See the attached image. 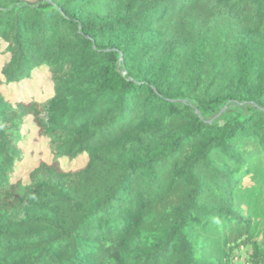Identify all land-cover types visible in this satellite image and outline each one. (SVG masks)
<instances>
[{
  "label": "trees",
  "instance_id": "1",
  "mask_svg": "<svg viewBox=\"0 0 264 264\" xmlns=\"http://www.w3.org/2000/svg\"><path fill=\"white\" fill-rule=\"evenodd\" d=\"M0 44V264H264V0H0Z\"/></svg>",
  "mask_w": 264,
  "mask_h": 264
},
{
  "label": "rangeland",
  "instance_id": "2",
  "mask_svg": "<svg viewBox=\"0 0 264 264\" xmlns=\"http://www.w3.org/2000/svg\"><path fill=\"white\" fill-rule=\"evenodd\" d=\"M0 44V51L3 49V46ZM3 54L0 52V61L3 60ZM43 71H39L36 75L34 74L32 79H28L24 82L25 86H28L30 89L26 90V94L36 92L37 88L40 89L41 95H50L52 85L45 78ZM38 79V80H37ZM28 137H32V133L28 134ZM28 138V140H29ZM26 140V142H28ZM40 143L45 145V141L41 140ZM40 143L35 145L32 143L30 147L35 148ZM37 149V148H36ZM45 153L49 155L47 147H45ZM45 156V155H43ZM44 158V157H43ZM39 157H34V162H37ZM61 165L64 168H71L73 166L79 165L75 161H71L67 158H62L60 160ZM245 167L241 171H244ZM249 173L244 175L240 182L237 184L234 195L235 203L238 209L242 211L244 217H248L251 220V234L253 239L261 246H264V166L260 164H254L249 167ZM247 247L234 246V249L230 253V263L231 264H248L247 260ZM209 258L217 257L213 255L210 250Z\"/></svg>",
  "mask_w": 264,
  "mask_h": 264
}]
</instances>
